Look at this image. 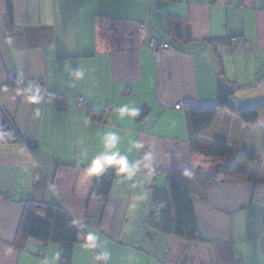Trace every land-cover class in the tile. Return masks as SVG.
Instances as JSON below:
<instances>
[{"label":"crops","instance_id":"0c3cea01","mask_svg":"<svg viewBox=\"0 0 264 264\" xmlns=\"http://www.w3.org/2000/svg\"><path fill=\"white\" fill-rule=\"evenodd\" d=\"M219 83L233 88L229 107L193 149L185 106L216 103ZM121 104L137 114L120 118ZM254 108V123L237 113ZM0 117L21 137L0 141V264L60 262L59 244L17 239L27 200L61 205L76 222L70 264H264V0H11L10 21L0 0ZM216 140L255 151L236 164L244 176L216 172L204 154ZM117 151L139 161L136 174L105 166L116 170L109 193L91 195L86 169ZM182 173L187 182L169 178ZM153 210L160 224L166 210L192 214L201 239L154 225Z\"/></svg>","mask_w":264,"mask_h":264},{"label":"trees","instance_id":"16d2710c","mask_svg":"<svg viewBox=\"0 0 264 264\" xmlns=\"http://www.w3.org/2000/svg\"><path fill=\"white\" fill-rule=\"evenodd\" d=\"M6 1L7 20L10 21L11 0ZM168 22L169 24L174 25V35L179 37L182 41L183 36L176 29V25L179 23L178 18L170 16ZM189 39L190 38H188V40ZM232 90V87H225L222 83H219L216 103L186 104L185 112L187 128L193 149L198 147L193 138L205 131L211 125L220 109L229 107L228 97L232 93ZM260 109L261 108L241 109L237 113L244 122L254 123L258 118ZM0 133H4L0 135V141L2 142H15L21 139V137L9 127L5 119L1 117ZM27 145L30 149L37 148L35 143H27ZM204 154L207 157L218 161L217 165L219 164V171L229 177L244 176V171L236 164L239 162L253 161L256 157V153L253 150H231L226 142L220 140L214 141L212 147L205 150ZM115 174L116 170L113 169H104L101 173L96 174L91 195H98L105 198L109 193L111 182L113 181ZM176 177H180L184 179V182H187L188 175L185 173L169 175V178ZM157 193L158 192H156V194ZM185 210H187V207H185ZM179 211H181V209ZM158 213L161 214V211L153 210L148 216L149 221L154 225H161L167 232L173 229L175 233L183 237L201 239L200 234L197 231L195 232L192 230L195 228L192 214L189 213L188 216H184L178 212L177 214L179 215L177 216V219L173 220L171 212L166 210L162 212L164 217L162 220H165L166 224H160L161 222L156 221ZM26 237L36 238L44 245L49 243L59 244L61 246L59 264H70L71 246L77 242L79 238V227L63 206L43 201L27 200L24 202V211L17 239Z\"/></svg>","mask_w":264,"mask_h":264},{"label":"clouds","instance_id":"9594fccd","mask_svg":"<svg viewBox=\"0 0 264 264\" xmlns=\"http://www.w3.org/2000/svg\"><path fill=\"white\" fill-rule=\"evenodd\" d=\"M78 77L83 76V71H79L76 73ZM31 102H36L38 100V96H32L29 97ZM116 112L119 113L120 118H123L125 115L128 117H134L137 114V110L133 107H131L130 104H121L120 107L115 109ZM117 141V137L113 134H109L105 138V143L107 148L111 149L115 146ZM134 146L140 147L141 145L136 144L135 142ZM130 150V149H129ZM147 158V156H146ZM139 164V161L133 163L131 166H129L127 155H120L119 152H113L111 154H104L96 157L92 160L90 166L86 169V172L89 175L92 174H98L101 173L104 170L105 166H112L116 165L117 168V174H126L127 177H132L136 174L135 169L137 165ZM97 235L94 234V232H89L88 235L85 238V244L83 245L85 248L92 249L98 246L97 244ZM104 259L107 260L110 258V254L108 251H104L101 253V256L96 257V259Z\"/></svg>","mask_w":264,"mask_h":264},{"label":"built area","instance_id":"2783aa9c","mask_svg":"<svg viewBox=\"0 0 264 264\" xmlns=\"http://www.w3.org/2000/svg\"><path fill=\"white\" fill-rule=\"evenodd\" d=\"M240 5H242V2H240ZM152 40L153 39H151V41ZM230 42H231V45H234V46H241V45L244 44V40L242 38H240V37H233V38H231ZM161 46L163 48H166L167 47V45L165 43L161 44ZM73 104L75 106H83V105L86 104V101L81 96H76ZM179 107H180V105L177 104L176 105V108H179ZM94 116H95V118H98L99 114H94ZM230 264H242V260L240 258H235L233 260V262L230 263Z\"/></svg>","mask_w":264,"mask_h":264},{"label":"water","instance_id":"95a60500","mask_svg":"<svg viewBox=\"0 0 264 264\" xmlns=\"http://www.w3.org/2000/svg\"><path fill=\"white\" fill-rule=\"evenodd\" d=\"M218 167H219V164L216 165V167H215L216 172L218 171Z\"/></svg>","mask_w":264,"mask_h":264}]
</instances>
